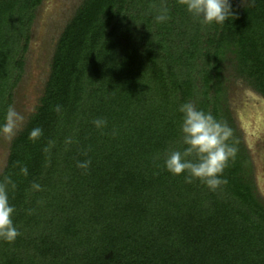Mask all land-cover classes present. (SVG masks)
Returning a JSON list of instances; mask_svg holds the SVG:
<instances>
[{
  "label": "trees",
  "instance_id": "trees-1",
  "mask_svg": "<svg viewBox=\"0 0 264 264\" xmlns=\"http://www.w3.org/2000/svg\"><path fill=\"white\" fill-rule=\"evenodd\" d=\"M42 1L0 0V124ZM229 2L234 17L202 24L178 0H82L0 173L16 185L8 197L20 232L0 240V264H264V202L222 76L229 60L264 98V0ZM162 7L169 19L157 22ZM184 103L233 131L238 151L215 190L164 165L185 147Z\"/></svg>",
  "mask_w": 264,
  "mask_h": 264
},
{
  "label": "clouds",
  "instance_id": "clouds-1",
  "mask_svg": "<svg viewBox=\"0 0 264 264\" xmlns=\"http://www.w3.org/2000/svg\"><path fill=\"white\" fill-rule=\"evenodd\" d=\"M181 5L186 6L194 19L202 24H223L229 17H234L232 6L229 0H178ZM169 19L167 7H162L156 16L157 22H164ZM59 111V106L56 108ZM179 111L183 114L180 125L182 143L185 146L183 151L172 150L168 153L164 165L166 169L175 175L187 172L185 177L187 183L193 179L204 182L211 190H215L226 179H220V175L228 166L229 160H234L237 154V147L230 144L233 136L232 129L226 122L217 120L211 113L197 109L192 103H184ZM24 116L9 105L4 121L0 124V137L11 140L23 124ZM93 123L99 128L106 125L103 119H96ZM42 135V129L33 128L29 139L36 140ZM69 143L71 141H68ZM47 151V149H45ZM19 164V162H17ZM90 161L78 163L77 167L87 169ZM20 173L28 175L26 166L20 167ZM9 186L15 189V183L8 177L0 182V240L14 242L20 235L13 223L14 207L9 204ZM34 190H41L37 183L32 184ZM32 210H29L31 214Z\"/></svg>",
  "mask_w": 264,
  "mask_h": 264
},
{
  "label": "rangeland",
  "instance_id": "rangeland-1",
  "mask_svg": "<svg viewBox=\"0 0 264 264\" xmlns=\"http://www.w3.org/2000/svg\"><path fill=\"white\" fill-rule=\"evenodd\" d=\"M237 1L243 4L246 0ZM81 2L43 0L35 11L28 48L24 52L23 73L12 91V106L24 116L17 133L39 104L57 39ZM224 64L222 76L227 106L234 120L236 134L249 158L247 174L253 181L255 194L264 202V98L235 76L229 60ZM13 138L9 141L0 137V173L6 164Z\"/></svg>",
  "mask_w": 264,
  "mask_h": 264
}]
</instances>
